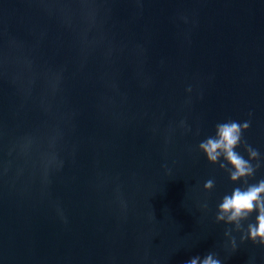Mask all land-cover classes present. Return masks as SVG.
<instances>
[{"label":"water","instance_id":"obj_1","mask_svg":"<svg viewBox=\"0 0 264 264\" xmlns=\"http://www.w3.org/2000/svg\"><path fill=\"white\" fill-rule=\"evenodd\" d=\"M230 120L257 183L264 0H0V264H264L199 149Z\"/></svg>","mask_w":264,"mask_h":264},{"label":"clouds","instance_id":"obj_2","mask_svg":"<svg viewBox=\"0 0 264 264\" xmlns=\"http://www.w3.org/2000/svg\"><path fill=\"white\" fill-rule=\"evenodd\" d=\"M250 127L249 122L239 123L227 121L216 125L214 136L208 137L199 144V149L206 155L207 160L218 163L221 169L229 173L232 182L243 181L245 187H236L230 195H225L218 205L217 222L223 221L227 224H234L237 230L241 229V221L247 220L253 212L257 213L254 223H249L247 235L241 240L249 239L253 243L259 241L264 245V179L257 183L248 184L247 180L252 177L260 165L255 166L252 160L259 158V152L245 142V151L248 159L235 149L242 143V133ZM214 187V180L209 179L204 183L206 190ZM225 232V235H229ZM233 248H236L235 239H232ZM186 264H221V260L214 253L207 254L204 258L196 256L189 259Z\"/></svg>","mask_w":264,"mask_h":264}]
</instances>
